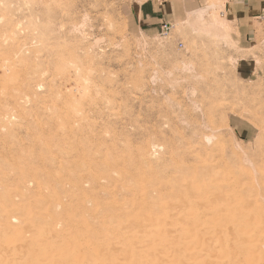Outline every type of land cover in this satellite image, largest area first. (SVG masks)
Returning <instances> with one entry per match:
<instances>
[{
    "label": "rangeland",
    "instance_id": "rangeland-1",
    "mask_svg": "<svg viewBox=\"0 0 264 264\" xmlns=\"http://www.w3.org/2000/svg\"><path fill=\"white\" fill-rule=\"evenodd\" d=\"M155 2L0 0V260L264 264V0Z\"/></svg>",
    "mask_w": 264,
    "mask_h": 264
},
{
    "label": "bare ground",
    "instance_id": "bare-ground-1",
    "mask_svg": "<svg viewBox=\"0 0 264 264\" xmlns=\"http://www.w3.org/2000/svg\"><path fill=\"white\" fill-rule=\"evenodd\" d=\"M14 233L15 235L18 236L17 229H14ZM38 235L32 236L31 238L34 239ZM5 242L8 247L7 252L8 254H10V258H8L7 260H0V264H21L20 261L18 260V256L21 250L17 248V246H20L23 241L11 237V238H7ZM32 242L34 246L37 247L39 255L37 258L34 259V262L31 261L26 264H82L81 262H79L78 250H71L70 248L71 244L68 238H65L57 243L48 239H43V240L34 239ZM52 251H56V252L53 253ZM178 264L180 263L178 262Z\"/></svg>",
    "mask_w": 264,
    "mask_h": 264
},
{
    "label": "crops",
    "instance_id": "crops-1",
    "mask_svg": "<svg viewBox=\"0 0 264 264\" xmlns=\"http://www.w3.org/2000/svg\"><path fill=\"white\" fill-rule=\"evenodd\" d=\"M151 4H153V5L155 6V5H156L155 0H151ZM169 6H171V7L169 8L167 14L174 16L175 13H177V12H173V13L171 12V8L174 7L173 3H172L171 5H169ZM162 7H163V4H162ZM162 7H161V8H162ZM157 10H158V9H157ZM160 10H161V9H160ZM160 13H161V12H160ZM160 13H158V14H160ZM161 14H162V13H161ZM162 18H164V15H162ZM157 20L159 21L160 19L157 18ZM152 22H153V21H152ZM154 22H155V21H154ZM233 123H234V126H235L239 131L245 130V129H243V124H244L243 122L234 121ZM239 125H241V126L239 127Z\"/></svg>",
    "mask_w": 264,
    "mask_h": 264
}]
</instances>
